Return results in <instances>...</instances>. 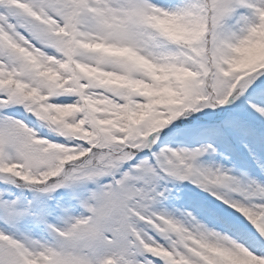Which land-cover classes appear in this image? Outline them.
I'll use <instances>...</instances> for the list:
<instances>
[{
    "label": "snow or ice",
    "instance_id": "1",
    "mask_svg": "<svg viewBox=\"0 0 264 264\" xmlns=\"http://www.w3.org/2000/svg\"><path fill=\"white\" fill-rule=\"evenodd\" d=\"M0 264H264V0H0Z\"/></svg>",
    "mask_w": 264,
    "mask_h": 264
}]
</instances>
